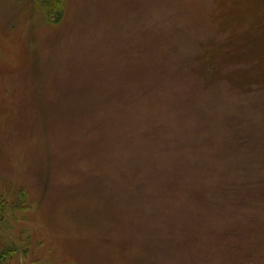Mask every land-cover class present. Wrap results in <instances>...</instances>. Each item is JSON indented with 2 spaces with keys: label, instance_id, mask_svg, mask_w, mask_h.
<instances>
[{
  "label": "rangeland",
  "instance_id": "obj_1",
  "mask_svg": "<svg viewBox=\"0 0 264 264\" xmlns=\"http://www.w3.org/2000/svg\"><path fill=\"white\" fill-rule=\"evenodd\" d=\"M0 0V264H264V0Z\"/></svg>",
  "mask_w": 264,
  "mask_h": 264
},
{
  "label": "trees",
  "instance_id": "obj_2",
  "mask_svg": "<svg viewBox=\"0 0 264 264\" xmlns=\"http://www.w3.org/2000/svg\"><path fill=\"white\" fill-rule=\"evenodd\" d=\"M41 8H43L49 18V21L53 24H58L64 18V0H34ZM3 208L0 206V213Z\"/></svg>",
  "mask_w": 264,
  "mask_h": 264
}]
</instances>
